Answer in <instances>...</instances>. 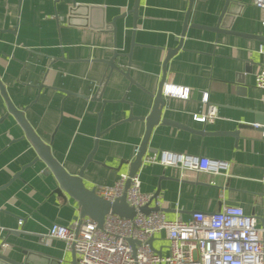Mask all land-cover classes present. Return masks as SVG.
I'll return each mask as SVG.
<instances>
[{
	"label": "crops",
	"instance_id": "0c3cea01",
	"mask_svg": "<svg viewBox=\"0 0 264 264\" xmlns=\"http://www.w3.org/2000/svg\"><path fill=\"white\" fill-rule=\"evenodd\" d=\"M71 1L0 0V82L53 157L76 174L92 152L82 173L88 188L128 173L145 121L126 118L152 109L166 49L178 45L184 28L181 47L165 65L164 84L188 87L190 95H163L161 118L173 123L152 128L147 150L204 156L228 169L192 176L178 166L142 162L140 189L157 194L169 219L186 221L193 212L224 205L258 214L264 142L262 125L253 124L264 91L254 86V73L264 10L253 0L231 2L223 24L248 34L238 35L199 27L217 24L223 0H194L185 27L188 0H140L134 30L126 13L133 0H74L86 8L70 15ZM107 60L118 68L110 69ZM208 106L215 117L196 121L193 114ZM235 129L237 137L229 133ZM36 157L0 92V242L7 244L0 253L29 264H72L74 254L62 240L43 243L39 237L51 223L69 224L80 207L54 192L56 181L42 175L45 165Z\"/></svg>",
	"mask_w": 264,
	"mask_h": 264
},
{
	"label": "built area",
	"instance_id": "2783aa9c",
	"mask_svg": "<svg viewBox=\"0 0 264 264\" xmlns=\"http://www.w3.org/2000/svg\"><path fill=\"white\" fill-rule=\"evenodd\" d=\"M253 4L264 10V0H253ZM261 24L264 26V18ZM257 51L261 61L254 73V86L264 91V39L259 42ZM163 95L188 99L190 90L170 86L163 90ZM201 102L207 103L206 94L202 95ZM215 115V108L208 106L193 114V118L204 122ZM253 126L260 127L257 123ZM262 139L264 142V131ZM142 162L178 166L183 173L192 176L202 172L217 175L228 169L224 161L168 151L144 154ZM260 182L258 214H247L239 206L224 205L215 212H193L185 221L180 217L167 218L157 194L141 191L137 173L132 176L120 173L112 184L96 186L94 191L110 202L125 192L126 202L135 208L134 216L122 217L108 211L101 228L88 217H76L66 225L54 222L39 239L43 243L62 240L73 252L74 264H264V164ZM153 201L156 210L139 211L148 203L151 206ZM151 238L153 247L159 252L149 244ZM129 239L135 241L134 247ZM6 247L4 241L0 242V251Z\"/></svg>",
	"mask_w": 264,
	"mask_h": 264
},
{
	"label": "water",
	"instance_id": "95a60500",
	"mask_svg": "<svg viewBox=\"0 0 264 264\" xmlns=\"http://www.w3.org/2000/svg\"><path fill=\"white\" fill-rule=\"evenodd\" d=\"M204 1V0H200ZM223 8L219 14V17L217 19V24L215 26H199L204 29H208L214 32H224V33H233L238 35H248L240 32H236L231 30L230 28L224 26L223 22L229 7V4L235 0H223ZM194 0H188V7L186 11V18L184 22V27L186 26L187 22V15L189 11L192 8ZM236 2H240V0H236ZM140 0H133L132 7L130 10H128L126 13L132 14L133 18V30L136 27V21L139 17L138 15V8H139ZM86 8L83 6V4H78L74 0L71 1V6L69 8V14L73 15L76 13H80L82 9ZM123 16V15H122ZM113 21V20H112ZM115 32V30H113ZM184 37V28L182 29V32L179 36V43L175 48H168L166 49L165 57L163 60L162 65V76L157 88V92L154 95V104L150 112L146 116H132V114H129L126 118L127 120L138 118L145 121V132L143 134V138L137 148L136 154L129 162V171L128 175L132 176L137 173L139 167L141 166L142 162V156L146 151L148 152H156L155 149L149 148L147 150V143L150 136V133L152 131V128L158 123V122H168L173 123L170 120H164L161 118V112L162 107L164 105L163 101V90L165 89V65L166 63L171 59V57L179 50L182 44V39ZM264 39V36H262V40ZM132 44H134V41H132ZM129 56V53L127 54ZM106 63L108 64L110 69L118 68V66L111 62L110 60H107ZM129 80L132 79L129 77L127 73H124ZM0 92L6 102L7 106V114L12 115L17 122L22 126L23 131L25 133V136L30 140L33 148L35 149L37 153L36 159L42 160V162L45 165V169L42 170V175L52 174L54 180L57 183V188L54 190L55 193L60 194L63 197H69L74 199L77 204L80 207V213L78 218L82 217H88L92 221H94L98 228L102 227L104 216L108 211H111L112 213H116L122 217H132L135 214V208L132 206H129L125 199V192L112 202L98 196L94 188H88L83 180H82V173L86 167V164L91 160L92 158V152L88 154L86 157L83 165L81 168L76 172V174H70L52 155L50 147L48 144L44 143L40 137L34 132V130L31 128V126L26 121L24 114L21 110H18L10 101L8 98L6 91L4 87L2 86L0 82ZM263 102H264V93H263ZM256 123H259L262 125L261 130L264 131V103H263V110L261 113H256L255 120ZM234 137H237L239 135V131L237 129L229 132ZM100 134V131H96V136L98 137ZM96 141L94 142V148L96 146ZM93 148V149H94ZM31 163V162H30ZM25 166V165H24ZM22 166V168L24 167ZM19 172H17L13 177H17ZM129 185V179L125 182V189ZM3 186H0L2 188ZM156 207H151L150 203L142 206L139 208V211L143 213H148L152 210H156ZM153 238L149 239V244L153 248V250L159 252V250H156L153 247L152 244ZM132 247H134V240L129 239L128 240ZM134 252V249H133ZM0 261L4 264H29L27 260L24 261H16L13 260L7 256H4L0 253ZM75 263V259H73L72 264Z\"/></svg>",
	"mask_w": 264,
	"mask_h": 264
}]
</instances>
